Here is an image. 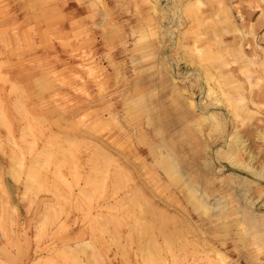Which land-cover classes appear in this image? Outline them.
Masks as SVG:
<instances>
[{
	"label": "rangeland",
	"instance_id": "rangeland-1",
	"mask_svg": "<svg viewBox=\"0 0 264 264\" xmlns=\"http://www.w3.org/2000/svg\"><path fill=\"white\" fill-rule=\"evenodd\" d=\"M93 1L0 0L1 234L11 178L26 264H264V0ZM196 35L222 56L200 60ZM207 70L230 75L241 118Z\"/></svg>",
	"mask_w": 264,
	"mask_h": 264
},
{
	"label": "bare ground",
	"instance_id": "bare-ground-1",
	"mask_svg": "<svg viewBox=\"0 0 264 264\" xmlns=\"http://www.w3.org/2000/svg\"><path fill=\"white\" fill-rule=\"evenodd\" d=\"M82 1V0H80ZM108 0H100V2H102L104 4V10L106 12H109L111 9L109 8V1ZM134 4V8L141 12L144 11H149V10H153V11H160L163 10V8L161 7V3L162 0H143V4H139L137 3L138 0H131ZM144 1L148 2L149 5H146L144 3ZM175 2V6L174 8H176L177 10H197V11H201L204 1L203 0H194L193 3L191 5L189 4H179L180 0H174ZM93 5H96L97 2L93 1L92 2ZM229 13V12H228ZM159 15V14H158ZM157 16V15H156ZM229 24H231V21L228 22ZM213 28V27H212ZM216 27H214L213 31H212V39H213V43L215 44V46L223 49L225 47V42L221 39V36L225 33L230 32V28L229 26H224L222 28L221 31H218V29H215ZM233 31H238L240 32V29L238 28H231ZM199 32V31H197ZM198 34H201V32H199ZM197 36V35H196ZM198 36L195 38L196 42H194L193 45V50L195 52L198 53V58L200 60H204L206 58H210V59H219L222 55H220V51L215 52L212 48H211V44H205L206 47H200V45L197 44L198 42ZM149 45H144V48H148ZM212 49V51H207L209 49ZM238 52L241 54L242 53V47L240 46L238 49ZM224 59V58H223ZM222 59V63H224L225 65H228L229 63L226 60ZM199 63V62H198ZM198 71V70H197ZM200 73V72H199ZM208 75V79H211L213 81H215L217 84H220V88H221V92H220V96L216 97V103H222V104H226L230 110L233 112L234 117L236 118H241V113L244 112L246 110L245 107V99L242 96H237L234 94H231L229 91H225L226 89L224 88V86L221 85L223 79H225L226 81H229V77L230 76L228 73H222V74H218V73H209V71L207 70ZM204 74V73H203ZM247 78L250 80L251 76L249 75V73H246ZM205 80V78H204ZM231 80V78H230ZM206 81V80H205ZM212 87V86H211ZM220 90V89H219ZM208 92V91H207ZM212 93V92H211ZM208 94V93H207ZM18 98V97H17ZM191 101V100H190ZM192 104H194L193 102H191ZM213 104V103H212ZM216 105V104H215ZM219 105V104H218ZM199 106V105H198ZM214 106V105H213ZM207 114V112H206ZM210 114V113H209ZM208 117H212L214 120H217L216 115H214L213 113H211L210 115H208ZM233 117V118H234ZM206 121V120H205ZM216 133V132H215ZM243 140L241 139V136L239 135L238 131H235V133L232 135L230 142L228 143V147H227V158L231 160L232 163H237L239 158L241 157V152L242 150L246 147L245 144H242ZM247 153V152H246ZM257 154V153H256ZM250 158V157H249ZM168 165V164H167ZM175 165V164H174ZM246 168H252L251 165L247 162H244L241 164ZM177 167V165H175ZM184 170V169H183ZM256 170V169H254ZM182 171V170H181ZM256 172V171H255ZM258 172V171H257ZM256 172V173H257ZM259 174L261 175L260 177L264 176V166L262 167V169L259 171ZM185 177V176H183ZM193 184V183H192ZM195 186V185H194ZM193 188V187H192ZM196 190V189H195ZM200 190V189H199ZM202 201V199H201ZM200 201V202H201ZM203 202V201H202ZM207 203V202H206ZM263 221V220H262Z\"/></svg>",
	"mask_w": 264,
	"mask_h": 264
},
{
	"label": "crops",
	"instance_id": "crops-1",
	"mask_svg": "<svg viewBox=\"0 0 264 264\" xmlns=\"http://www.w3.org/2000/svg\"><path fill=\"white\" fill-rule=\"evenodd\" d=\"M82 1L83 3L87 2V0ZM81 5L84 6L81 3L78 4L79 7ZM10 180L8 182L3 178L2 183L6 192L7 207L12 211L14 216V222L11 224V228H8L9 237L7 238L8 240H12V244H9L8 240L0 232V264H26V258L31 254L30 252L33 249L31 245L32 241L28 237V226L31 224V220L26 214L22 215V210L26 211L27 209L25 202L22 200L21 191L16 182L11 178Z\"/></svg>",
	"mask_w": 264,
	"mask_h": 264
}]
</instances>
